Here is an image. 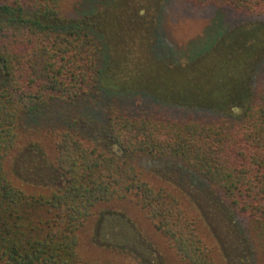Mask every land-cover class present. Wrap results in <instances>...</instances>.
I'll return each mask as SVG.
<instances>
[{"label": "trees", "instance_id": "1", "mask_svg": "<svg viewBox=\"0 0 264 264\" xmlns=\"http://www.w3.org/2000/svg\"><path fill=\"white\" fill-rule=\"evenodd\" d=\"M65 1L0 0V264H101L80 256L78 232L97 206L126 199L180 263L213 264V249L178 195L138 170L142 157L202 181L218 216L242 236L243 262L264 264V26L222 32L181 62L158 54L163 0H101L106 7L71 20L60 17ZM183 1L214 9L221 21L225 11L264 13V0ZM151 61L169 67L168 75L152 71ZM115 94L182 111L162 118L109 107L104 135L114 151L69 128L55 132L50 165L58 182L49 191L28 193L7 172L26 117Z\"/></svg>", "mask_w": 264, "mask_h": 264}, {"label": "rangeland", "instance_id": "2", "mask_svg": "<svg viewBox=\"0 0 264 264\" xmlns=\"http://www.w3.org/2000/svg\"><path fill=\"white\" fill-rule=\"evenodd\" d=\"M162 2L159 26L161 52L158 54L160 57L166 55L170 60L186 62L193 56L189 51L199 54L198 51L203 50L216 36L219 38L220 33L236 26L247 27L251 23L264 26V13L250 16L244 12L223 11L225 15L221 21L214 9L194 8L183 0ZM102 7L106 5L101 0H66L61 6L60 17L66 20L79 19L85 12L84 17H89L92 11L96 12ZM148 11L144 14L147 15ZM169 49L174 51L167 54ZM151 63L155 64L152 71L161 69L165 76L168 75L169 67L164 66L165 70L160 64ZM205 64L212 69L213 59L209 57ZM225 75L222 83L231 88L234 85L233 78L228 82ZM258 76H261L260 80L264 78V63ZM120 96L115 94L107 98H91L82 104L57 105L43 114L26 117L20 147L9 156L7 172L28 193L49 191L58 182H53L55 176L50 165L54 160L55 132L69 128L86 141L114 151L116 148L104 135L109 107L128 110L136 115L162 118L171 117L177 112L173 110L176 108H171L169 112L158 110L159 105L145 95L128 94L125 96L127 99ZM136 165L152 185L178 195L188 215L196 220L205 242L213 249V264H252L250 260L243 262L244 258L239 255V251L246 253L247 250L242 236L237 238L235 232L228 229L224 217L218 216L217 199L209 194L202 181L170 162H154L142 157L136 160ZM237 221L238 226L246 231L245 222ZM78 237V250L84 261L101 264H182L130 199L97 206L78 232Z\"/></svg>", "mask_w": 264, "mask_h": 264}]
</instances>
